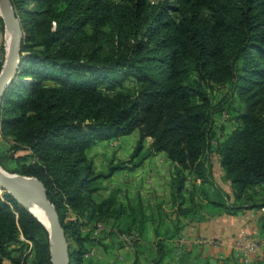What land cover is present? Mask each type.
Listing matches in <instances>:
<instances>
[{
  "label": "trees",
  "instance_id": "obj_1",
  "mask_svg": "<svg viewBox=\"0 0 264 264\" xmlns=\"http://www.w3.org/2000/svg\"><path fill=\"white\" fill-rule=\"evenodd\" d=\"M11 2L26 38L23 63L0 108L1 132L14 138L15 151L32 152L17 173L46 185L71 264H84L97 242L85 227L126 213L116 197L97 199L104 175L88 150L100 141L140 132L131 159L114 163L110 174L165 152L175 163L176 196L186 172L202 188L210 182V135L219 110L209 93L213 84L228 85L243 104L242 125L215 151L232 201L213 202L231 213L264 207V192L258 193L264 189V0ZM129 79L136 91L109 96L101 89ZM149 137L151 150L136 162ZM260 223L264 235V213ZM128 226L122 230L132 231ZM138 227L143 231L144 222ZM6 260L53 264L47 228L3 191L0 264Z\"/></svg>",
  "mask_w": 264,
  "mask_h": 264
},
{
  "label": "crops",
  "instance_id": "obj_2",
  "mask_svg": "<svg viewBox=\"0 0 264 264\" xmlns=\"http://www.w3.org/2000/svg\"><path fill=\"white\" fill-rule=\"evenodd\" d=\"M139 139L140 137L132 142L134 151ZM106 140L100 141L98 144L101 147L93 152L97 165L108 163L105 159L108 152L115 154V163L125 161L122 147L118 148L120 144L116 147L114 142L108 146L103 145L108 142ZM151 142L152 139L143 152L148 151ZM125 153L133 155L132 151ZM93 164L98 174L103 173ZM174 168L175 163L165 152H157L144 158L136 167L130 164L129 168L117 170L110 177L99 179V198L113 196L119 204L133 198L145 204L157 200V210L154 212L157 216L152 217L149 212L143 219L144 229L139 233L136 246L124 248L117 238L102 239L89 245L90 248H96V255L85 258L84 264H246L242 251L238 249L240 231L247 224L250 233L263 235L259 219L263 212L248 208L233 213L224 210L208 197L206 191L205 198L191 192L193 187L201 188L202 185L189 172H186L185 188L180 196H176L172 182ZM172 197L176 199L175 204ZM194 202L197 204L196 208L192 206ZM172 211L176 215L168 217L167 214ZM251 212L256 214L248 219L247 215ZM104 221L106 225H115L119 220L107 218ZM84 229L89 231L91 226ZM107 248L112 250L111 257L108 256ZM263 251V248H259L252 253L249 264L257 263L262 258ZM161 252L163 257L160 258Z\"/></svg>",
  "mask_w": 264,
  "mask_h": 264
},
{
  "label": "rangeland",
  "instance_id": "obj_3",
  "mask_svg": "<svg viewBox=\"0 0 264 264\" xmlns=\"http://www.w3.org/2000/svg\"><path fill=\"white\" fill-rule=\"evenodd\" d=\"M154 2H157L159 0H151ZM8 30H6L5 24L3 19L0 17V61H3V66L6 59L7 54V46H8ZM102 91L104 94L109 96H114L119 91H136L138 89V85L135 80L129 79L124 82L122 86H119L117 88H109L107 86H102ZM210 96L215 104H218L219 110L216 111L213 115V127H212V133L210 135V146L211 151H214L213 154L209 156V162L212 165V174L210 178V182L206 186V192L208 197H211V200H217V201H224L225 203H231L232 201V189L230 185V181H228L225 178V172L223 168L220 165L219 159L217 154H215V151H217L218 148L222 144L225 143V141L228 139L229 135L238 127H240L241 121L238 119V115L240 111L243 109V104L241 99L238 95L233 93V90L228 85H222V84H213L211 88H209ZM140 137V132L134 131L133 133L129 135H122L120 137H114L112 139L106 140V142L103 145H110L111 142H114V146L116 147L118 144V148H121V151H124L123 158L125 161H128L127 159H131V154H127L125 152L132 151V154L135 153L134 151V143H132L134 140H138ZM145 147H147V143L151 141L149 138L146 139ZM15 140L13 137H3L0 127V166L5 169L6 171L10 173H17L20 171V167L23 164L25 160L30 161L32 158V152L29 149L22 148L21 150L15 151ZM101 147L96 145L92 149L88 151V157L89 159L96 164L97 168L101 170L100 173L104 175V178L110 177L112 174H110L112 170V165L115 163L113 160V156L110 152H108L105 155V159H107L108 163H105L103 165H97V159L94 157L93 152L95 153L98 151V149ZM151 147V145H150ZM149 147L147 152H142L141 154H138L135 156V161L138 162L142 159V156L145 153H149L151 150ZM118 153V152H117ZM121 154L119 156H121ZM151 154V153H150ZM154 154V153H152ZM151 154V155H152ZM143 160V159H142ZM121 162V161H118ZM117 162V163H118ZM116 164V163H115ZM122 171L123 169H118ZM117 171V170H115ZM114 171V172H115ZM119 171V172H120ZM174 172V169H173ZM103 178V177H101ZM100 178V179H101ZM200 181V180H199ZM263 189V188H262ZM260 189V190H262ZM176 189L174 187V193ZM205 188H200V186H197V188L193 187L192 191L193 193L198 194L199 196L204 197ZM0 193L2 194L3 191L0 190ZM260 195H263L262 192H258ZM98 195V194H97ZM190 196V195H188ZM98 200H102L97 196ZM151 200V199H150ZM172 201L176 202V199L172 197ZM157 200H151L143 203V201L139 200L137 201L136 198H133L129 201L120 203L126 208V213L120 217L118 220V223L115 222V225H108L110 229H130L128 225H134V228L132 232L136 233L137 239L135 241L134 246L139 241L140 231L138 225H140L141 221L148 216L149 212L151 213L150 216H157L154 212L157 210L156 208ZM202 206V204H200ZM194 208H196L197 204L194 202L192 205ZM13 207V206H12ZM264 213V212H263ZM148 214V215H147ZM176 215L175 211H172L171 213L167 214L168 217H173V215ZM177 217V216H176ZM105 223L104 220H100ZM106 224V223H105ZM128 224V225H127ZM138 228V229H136ZM125 231V230H123ZM115 235V234H114ZM113 234L109 236V239L116 238ZM262 237L264 235H261ZM29 245H32V243L29 241ZM123 246V245H122ZM126 248L125 246H123ZM95 249V255H96V248ZM28 252V249H26ZM108 256H112V250L111 248H107ZM95 257V256H93ZM4 264H12L9 260H6ZM252 264H264V256L260 260L256 262H253Z\"/></svg>",
  "mask_w": 264,
  "mask_h": 264
},
{
  "label": "water",
  "instance_id": "obj_4",
  "mask_svg": "<svg viewBox=\"0 0 264 264\" xmlns=\"http://www.w3.org/2000/svg\"><path fill=\"white\" fill-rule=\"evenodd\" d=\"M0 17L6 30L11 32L10 43L4 66L0 72V108L3 99L14 84L23 63L22 43L26 34L11 0H0ZM0 190L10 194L22 207L27 209L49 232L53 264H71L70 243L61 223L58 210L50 199L48 189L37 177L10 173L0 166ZM25 203L38 205L46 215L44 219L37 208Z\"/></svg>",
  "mask_w": 264,
  "mask_h": 264
},
{
  "label": "built area",
  "instance_id": "obj_5",
  "mask_svg": "<svg viewBox=\"0 0 264 264\" xmlns=\"http://www.w3.org/2000/svg\"><path fill=\"white\" fill-rule=\"evenodd\" d=\"M264 212V207L260 209ZM255 212H251L247 215L248 219H252L255 216ZM260 219V218H259ZM91 237L95 241H101L102 239H107L111 234L118 239L120 243L126 248L134 247L135 241L137 239L136 233L132 231H123L117 229H110L103 221L95 222L90 229ZM263 248L264 250V236H257L254 233H250L248 225L246 224L240 231L238 249L242 251L244 255V261L246 264L251 263V254L256 252L257 249ZM264 256V251L263 254ZM95 256V249L93 247L85 253V258H90Z\"/></svg>",
  "mask_w": 264,
  "mask_h": 264
},
{
  "label": "bare ground",
  "instance_id": "obj_6",
  "mask_svg": "<svg viewBox=\"0 0 264 264\" xmlns=\"http://www.w3.org/2000/svg\"><path fill=\"white\" fill-rule=\"evenodd\" d=\"M10 39H11V32L8 30V43H10ZM8 45H9V44H8ZM25 204L37 208L38 211H39V214H40L44 219L46 218L45 212H44V211H43L38 205L30 204V203H25Z\"/></svg>",
  "mask_w": 264,
  "mask_h": 264
}]
</instances>
